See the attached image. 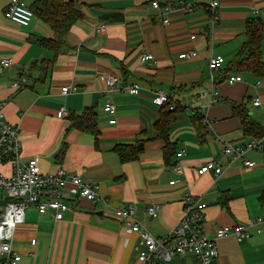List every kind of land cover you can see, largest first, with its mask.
<instances>
[{"label":"crops","instance_id":"1","mask_svg":"<svg viewBox=\"0 0 264 264\" xmlns=\"http://www.w3.org/2000/svg\"><path fill=\"white\" fill-rule=\"evenodd\" d=\"M21 1L27 7L37 2ZM66 1L73 2L80 18L64 36L60 55L54 56L43 43L53 40L51 29L36 16L27 27L4 19L8 0H0V60L11 61L0 70V102L5 103L4 119L17 129L22 163L35 158L42 174L63 170L79 176L97 187L98 197L89 203L74 198L66 187L68 210L57 222L51 210L28 208L11 242L19 264H137L141 236L129 233L112 210L132 204L143 230L164 238L182 216L185 193L204 204L201 230L208 238L218 228L264 219V144L233 162L221 154L224 144L239 146L264 136V113L252 104L258 98L264 106V76L239 68L237 61L247 27L256 24L264 63V0H217L214 25L207 7L212 0H155L174 7L163 17L151 8L154 0ZM180 3L193 10L184 12ZM100 26L105 30L97 31ZM189 51L196 56L179 58ZM142 55L153 59L141 64ZM216 56L223 63L212 74L213 89L208 62ZM110 76L115 78L112 88L107 86ZM230 76L241 81L228 84ZM20 80L24 84L14 88ZM126 85H138V94L124 92ZM65 87L75 91L62 95ZM158 90L181 107L165 138L155 126L160 107L152 98ZM214 90L217 102L208 106ZM190 104L206 110L200 114ZM232 104L242 106L244 121ZM106 105L114 107L113 114L104 111ZM90 107L97 118L95 136L71 128L68 118ZM167 145L182 153L179 180L170 164L175 157L171 149L164 150ZM132 147L138 154L121 162L118 150L125 153ZM245 160L253 167H245ZM210 161L222 169L221 175H198ZM0 172L8 175L10 164L1 165ZM151 205L158 207L153 217L146 213ZM250 233L240 241L219 239L214 264H264V222ZM170 264L196 261L183 256Z\"/></svg>","mask_w":264,"mask_h":264},{"label":"built area","instance_id":"2","mask_svg":"<svg viewBox=\"0 0 264 264\" xmlns=\"http://www.w3.org/2000/svg\"><path fill=\"white\" fill-rule=\"evenodd\" d=\"M184 12L193 10L191 4L180 3ZM151 8L163 17L174 7L168 2L160 3L152 1ZM208 12L211 15L212 25L218 21V1L212 0L208 3ZM3 17L6 20L20 26L27 27L32 21L34 15L32 11L21 0H8L3 11ZM163 24H167L166 18L162 19ZM97 31H104L103 26L97 27ZM193 39V37H192ZM196 56L194 51H189L179 55L180 59H191ZM151 55H142L140 63L151 61ZM223 63L220 56L213 57L208 62L209 81L212 88L215 89L213 72L218 71ZM11 66L9 59L0 60V70ZM240 77L230 76L226 79L228 84L238 83ZM115 83L114 77H107V86L112 88ZM24 84V80L15 82L12 86L19 88ZM122 90L131 95H137L138 85H126ZM75 91L74 88L65 87L61 89L62 95H67ZM218 92L213 91L210 96L208 106L217 102ZM155 106L161 107L171 103L170 98L162 91H156L152 98ZM253 106L259 108L264 113V106L258 98L253 100ZM4 102H0V166L6 163L10 164V173L4 175L0 172V264H19L20 256L11 248V242L15 229L24 221L25 211L28 208H34L38 213H44L46 210L53 212L55 222L62 220L63 214L68 210L65 204V188L70 186L72 196L77 199L85 200L89 203L95 202L97 196V187L81 180L79 176L70 175L63 170H58L51 174H42L37 165V159H31L26 163L19 160L20 144L17 136V129L11 126L5 119L2 109ZM193 111L197 110L201 114L206 109L194 104H190ZM169 110H173L174 105H169ZM104 111L113 114L114 107L106 105ZM60 113L67 114L64 108ZM206 123V119L203 120ZM264 136L254 138L239 145L230 146L224 144L221 154L233 162L242 159L247 151L263 147ZM182 153H176L175 161L172 165V171L177 179L183 177L184 171L180 163ZM245 167H253V163L243 161ZM212 172L216 177L222 173V169L217 166L215 161H210L197 170L198 175H204ZM103 203L107 206L106 202ZM182 216L180 220L172 227L170 232L164 238H154L143 230V227L136 220V208L130 204L112 210V214L118 220H121L129 233H137L141 236L142 249L137 256V264H170L174 258L191 256L196 264H214L217 258L216 243L219 239L226 236H233L238 241L249 239L250 230L253 226L264 222V219L257 218L249 220L246 224L235 225L233 227H221L214 231V236L208 238L202 234V224L204 220V204L191 193H185L182 197ZM158 212L157 205H151L146 208L148 216L153 217ZM34 244V242H33Z\"/></svg>","mask_w":264,"mask_h":264},{"label":"trees","instance_id":"3","mask_svg":"<svg viewBox=\"0 0 264 264\" xmlns=\"http://www.w3.org/2000/svg\"><path fill=\"white\" fill-rule=\"evenodd\" d=\"M28 8L32 11L33 15L44 22L53 33L52 41L43 42L46 44L45 46L53 51L54 56L60 55L64 48V36L71 26L80 18V14L75 10L73 2L66 0H37L34 5ZM261 39L262 34L256 24L247 27V41L243 45L240 57L237 61L239 68L264 76V63L260 55ZM243 54H245L244 59H242ZM169 105H171V103L160 107L159 118L155 123L161 138L166 137L173 119V113L181 108L179 105H176L173 110H169ZM231 108L235 113L238 112L244 121L246 114L243 112L242 106L232 104ZM68 118L71 123V128L85 131L93 136L97 134V118L93 107L86 108L81 115H70ZM198 124L200 125V121ZM245 131L249 132L248 130ZM170 149L172 155L175 157L176 153L174 146L167 145L164 148L166 152ZM118 154L121 162H127L138 154V150L132 147V149H126V152L123 153L122 150L119 149ZM173 163L174 162L170 163L171 166Z\"/></svg>","mask_w":264,"mask_h":264}]
</instances>
